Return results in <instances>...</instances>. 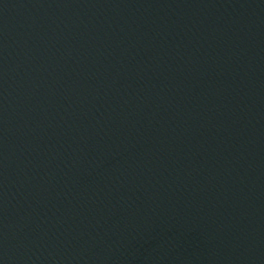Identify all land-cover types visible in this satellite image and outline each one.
<instances>
[{"label": "water", "instance_id": "obj_1", "mask_svg": "<svg viewBox=\"0 0 264 264\" xmlns=\"http://www.w3.org/2000/svg\"><path fill=\"white\" fill-rule=\"evenodd\" d=\"M0 264H264V0H0Z\"/></svg>", "mask_w": 264, "mask_h": 264}]
</instances>
